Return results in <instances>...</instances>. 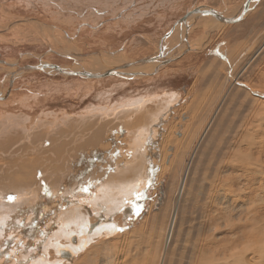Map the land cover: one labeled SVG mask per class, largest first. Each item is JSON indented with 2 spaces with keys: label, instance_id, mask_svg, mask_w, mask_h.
<instances>
[{
  "label": "bare ground",
  "instance_id": "6f19581e",
  "mask_svg": "<svg viewBox=\"0 0 264 264\" xmlns=\"http://www.w3.org/2000/svg\"><path fill=\"white\" fill-rule=\"evenodd\" d=\"M248 3L246 8L237 15H241L246 10L245 17H247L261 3V0H250ZM201 7L207 10L212 8L210 6ZM212 9L219 11L215 8ZM201 16L193 21L187 40L179 47L178 52L189 46L191 28ZM189 21L190 14L187 18L188 23ZM186 25L183 27L181 36ZM181 36H179V40ZM164 47L165 54L172 55L171 48L174 47ZM263 47L264 42L260 49L250 56L248 62L243 66L244 70ZM51 49L54 53L73 56L74 62L72 65L66 66V73H61V75L75 71L94 81L102 75L90 77L86 75L106 71H118L123 73V76L124 74L125 76H127L126 74L155 75L159 72L151 73L155 68L139 69L142 65H146L140 61L143 58L136 61L119 62L97 52L92 55L76 49L64 51L56 48ZM43 56H40V64L35 65L37 68L31 69H43L48 73L58 71L46 66ZM87 64H98V66L94 69L95 71L91 72ZM23 70L27 71L28 69H24L23 66L14 70L9 79V86L3 93L0 91V108L9 105L15 79ZM110 76L119 75L111 74ZM234 84L231 83L232 87ZM231 85L222 95L221 100L209 105L203 113L198 112L199 107L190 111V120L183 124L180 122L184 118V114L179 113L180 119L176 122L182 124L183 132L176 130L177 123L174 121L160 143L162 151L160 176L164 172V161L168 156V150L174 146L172 143L175 142L177 147L182 148L179 157L182 163L179 161L178 167L184 165L183 161L186 156L188 158L185 166L182 169L179 168L180 179L177 181L173 177L169 182L164 202L166 206L159 213L151 216L152 227L150 230L146 228V219H143L137 228L133 227L129 230L131 233H120L121 236L119 235L113 240L111 236H114L120 229L117 220L113 219V215L122 211L124 219H126L134 207H137L136 203L139 200L142 201V198L146 196V189L151 184L150 180L154 178L155 160L158 156L157 143L161 132L163 129L165 130L162 125L167 122L172 113L175 95H173V99L170 97L169 102L166 101L168 103L164 109H157L152 113L144 111V115L140 112L143 111L145 103L137 104L135 107L129 102L124 105L123 109L118 110L117 106H114L112 109L110 108L111 111L106 109L107 111L103 114L100 113L101 109L96 110V107L94 111L79 113L80 115L77 114V116L58 112H54L53 115L48 113L45 116L40 114L41 118L39 115L37 119L35 118L36 120L32 117L30 122L35 121L31 123V127H28L32 129L30 132L23 126L25 119H21L22 115L26 117L27 114L17 117L20 114L14 116L13 113L10 114L1 108L0 264H67L62 259L72 261L73 264H97L99 260L92 257L93 253L102 249H109L111 253L110 245H116L119 241H121L122 251L125 242L129 239H131V245L134 241L133 249L128 250L121 263L110 258L109 255L102 263L172 264L174 253L181 248L178 246L180 239L178 242L176 239L179 236L183 238L184 235H194L195 244L192 243L196 250V254L193 255L196 263L192 261L193 264H212L217 257L223 258L224 261H234L237 264H246L251 260L255 262L251 264H264V246L260 244L263 234H261V229H263L264 206L262 203L258 204L259 201H264L262 160L259 156L256 161L251 160L255 164L251 167L248 165L250 160L243 162L244 159L232 157L243 147H248L250 156L254 155L255 151H260V149L257 150L259 147L257 145L263 143L256 140V137L264 135V98L255 93L258 88L249 87L241 91L244 92L243 95H238V100L234 103L236 106H233L234 99H230L231 96H229L231 95ZM263 89L261 90L264 91ZM138 111L139 114L136 116ZM197 112L200 114L199 116L196 115ZM27 116L29 117V115ZM194 116L198 120L196 119L192 125ZM112 130H117L120 136L124 135L122 138H126L127 146L126 150L122 151L123 153L119 151L120 148L117 149L118 145H116L117 138L120 136H116ZM173 131L176 132L174 138L172 137ZM124 132L125 134H123ZM128 138L130 143H128ZM119 145L121 146V144ZM261 147L263 148L262 145ZM94 148H100V162L91 163L90 160L86 162ZM111 157L113 158L109 162ZM229 158L232 159L228 161ZM101 162H104L105 168H101L102 166L97 168ZM229 162H231V166H229L230 173L228 174L229 167L227 165ZM224 175H228L225 178L228 180L226 183L221 179ZM84 180H87L85 184L82 183ZM92 180L100 183L98 182V187L95 185L97 193L92 199H89L87 195L89 189L85 188L88 186L90 188ZM175 181H177L176 184ZM62 192H65L66 195L64 196ZM9 197H14V199H9ZM68 197H71L72 201L69 202ZM189 197L192 200L190 211L192 214L196 213V216L188 214L185 207L180 209L181 202L188 201ZM61 199L66 201L67 206L61 204ZM247 201L256 202V206L253 204L254 209L248 208L251 211L248 210L249 213L245 219V221L253 222L255 231L246 232V229V231L242 228L235 230L233 227L229 229L230 231L228 230L230 234L216 235L215 231L219 230L217 225L221 216L234 211L238 213L243 211ZM130 202L134 203V207L128 205ZM169 205H172L171 210L167 209ZM92 209L97 213V220L90 223L87 229L85 227L87 215L92 213ZM232 220L234 219L232 218ZM126 222L124 220L123 223L126 224ZM55 225L58 226V230L50 234L51 228ZM144 232L146 234L143 235ZM191 232L192 234H190ZM96 237L100 238L99 241L93 242L95 246H89ZM72 241H77V246L72 245ZM241 241L243 244H240ZM53 249L60 255L58 256L61 260L48 259L49 253L47 254V252H51ZM154 249L156 253L153 254ZM82 251L86 252L82 254L81 258H78L79 252Z\"/></svg>",
  "mask_w": 264,
  "mask_h": 264
},
{
  "label": "rangeland",
  "instance_id": "374dc122",
  "mask_svg": "<svg viewBox=\"0 0 264 264\" xmlns=\"http://www.w3.org/2000/svg\"><path fill=\"white\" fill-rule=\"evenodd\" d=\"M139 1H142V3L139 4V8L142 9L144 7L145 1L147 0ZM249 1L250 0H176L174 2V0H168V3H166V5L163 7L164 9H160L161 12L158 10V8H161L162 6L159 3H156L150 9L151 13H147L150 15H145V18L139 19L128 29L116 31V36L114 34H111L110 36L106 35L105 37H102L95 34V32L94 34L92 33V35L90 34L91 36L89 35V37H81L80 35L83 36L85 34L84 32H82L84 30H82L78 33V35H76V37L58 39V37L54 36L55 38L53 41L46 36L44 37L43 35L41 41H30L28 39L22 40L20 38H15V36H12L13 38H9L10 42H8L5 40L2 41V38L0 37V91L3 93L6 90L7 86H9V79L14 70H18L20 67H23L25 65L35 66L40 64V56H43L41 54L47 52L50 48H56L61 51L76 49L86 54L92 55L97 52L104 57L116 59L119 62H124V60L136 61L154 54L161 48V46H163V44H165L164 46L167 47L176 45L179 41V36H181V33L183 31V27H185L187 22V18L186 20L183 18L189 11H192L193 9L200 6H210L212 8L218 9L228 16H234L241 13L243 9L246 8V5L249 4ZM16 3L19 2H14V4ZM12 4V2L8 3L7 0H0V15H8V26H13V28H11V31L12 29L13 31H15L14 27L19 26L20 23H24L23 25L31 23L32 18L25 15H31L32 11H25L26 7L24 6L13 5V7L11 8L6 7ZM30 10H33V8H31ZM172 28H174V30L169 32ZM2 30L4 29L0 28V33L2 32ZM54 30L57 31L56 28ZM189 35L190 51L185 53L182 57L175 59L174 61L165 65V67L155 75L126 74L127 76H125L124 74V76L122 75L113 77H111L110 75H103L102 77L100 76L98 77V79H94L93 81V79L85 78L80 73L76 74L75 71H72L67 75H53L43 69H28L27 71L23 70L15 79V84L12 87L14 90L12 92L11 99L9 100V105H7L6 107H1L4 109V111L9 112L10 114L13 113L14 116L20 114L17 117L21 116V114L29 115V117L27 115L26 117L22 115V118H20L22 120L25 119V122L23 121V126H25L24 128H26L28 132H30L32 129H29L28 127H31V123L35 121L37 119V116H39L40 114H43L45 116V114L48 113H51L50 115H53L54 112H58L67 113L71 116H77V114H84L85 112H88L90 110L94 111L95 109H101L102 111L100 110V113L103 114L107 110L111 111L114 106H117L118 110L123 109L124 105L129 102L131 104H134L135 107L137 104L139 105L145 103V106H143V111L140 112V114L144 115V111H146L147 113H152L157 109H164L165 106H167V103L171 99H173V95H175L174 102L172 104L174 105L172 106V113L167 122L163 124L165 126L162 125V128L164 127L165 130L163 129V131L161 132V137L159 138L157 143L158 156L155 160L156 171L154 170V178L150 180V182L152 183L146 189V196L142 198V201L139 200L136 203L137 207H134L133 202L128 203V205L130 204V206H133L134 209L127 215L128 217L126 216L127 218L125 217L126 219H124L122 211L116 213V215H113V219L117 220L120 229L115 233L116 235L114 234V236H111L112 240L113 238L115 239L116 237H118L120 233H131L129 230H131L133 227L137 228L143 219H146L145 221H147V230H150L152 227L151 216L159 213V211H161L164 206H166L164 202L168 192L170 180H172L173 177H175L177 181L180 179L181 172L179 168L181 166L178 167V165H180L179 157L181 156L182 148L177 147V143H172L174 146L170 150H168V156L164 161V172L160 176L159 171L162 167V151L160 150V143L173 122H176V120L179 121V113L184 114V118L181 119L180 122L182 124L190 120V111H194L199 107L198 112L203 113L209 105H213L215 101H220L222 95H224V93L230 87L231 83L234 84V82L236 85L234 84L233 87L231 85V95H229L231 96L230 99H234L232 103L233 106H236L234 105V103L236 102V100H238V95H243L242 93L244 92L241 91L243 89H248L249 87L251 88L255 86L256 88H258L257 90H255V93L264 98V91L261 90L264 88V47L262 48L261 52H259V54L252 59L253 61L251 60V62L248 63L245 70L243 68V66L248 62L250 56L254 55L253 53L260 49L262 42H264V0H261V3H259V5H257L247 17L235 23L220 22L210 15H203L196 20L191 28V32ZM42 41L45 43H43ZM72 57V55L71 57L70 55L64 56L48 51L47 54L43 56V61L45 65L48 67L50 66L49 68L51 69L63 70L66 68V66L72 65V63L74 62V59ZM87 65L89 69H91V72L95 71L94 69L98 66V64ZM102 65L105 66L104 63H102ZM157 66L158 63H151L142 65L139 69H153ZM260 90L261 93L259 92ZM170 97L172 98L170 99ZM24 99L26 100L24 101ZM166 101L168 102L166 103ZM227 101L229 100L227 99ZM149 109L150 111H148ZM198 112L196 114L197 116L200 115L198 114ZM138 114L139 111L135 115L138 116ZM32 117L36 119L30 122L31 119H33ZM27 118L28 120H26ZM196 119L197 118H195L194 116V119H192L191 122L192 125L194 121H196ZM180 123H177L176 130L183 132V130L181 129L182 124ZM117 130H112V132L116 136L119 135ZM175 131H173L172 133L173 138L176 137ZM123 134H125V132ZM226 134L228 135L229 133ZM122 136L124 135H121V138H117L118 142L116 143V145H118L117 149L120 148L121 150L119 149V151L121 153L126 150L127 146L126 138L124 139L122 138ZM256 140H260L263 143H258L257 145L259 146L257 150L260 149V151H255L254 155L252 154V156H250L251 153L249 152L248 147H243L242 150L234 154L232 157L236 159H244L242 160L243 162L250 160L248 165L253 167L255 166V164H253L251 160H253L254 162L259 156L261 157L264 169V135H258L256 137ZM128 143H130L129 138ZM119 144H121V146ZM261 145L263 146V148L261 147ZM99 150L100 148H94L93 151H91V155L86 159V162L90 160L91 163H99ZM95 152L96 155L94 156ZM176 153L177 155H175ZM111 155H114V153H111ZM112 158L113 157L109 159V162L112 160ZM187 158L188 156L185 157L183 161L184 165L181 167V169L185 166ZM231 159L232 158H229L228 161H230ZM180 163H182V161H180ZM230 163L231 162H229V165H227L228 167L231 166ZM112 165L113 164L111 163V166ZM98 167L105 168L106 166L104 162H101L100 164H98L97 168ZM178 172L180 173L178 174ZM227 173H230V167L228 168ZM227 176L228 175H224L221 177V179L225 181L224 183L228 181L225 180ZM262 179L264 182V178ZM86 181L87 180H84L82 183L85 184ZM177 181H175V184ZM96 182V180H92L90 182V188L89 186L85 188L89 189L87 192L89 199H92L93 196L97 193L96 190L100 182ZM62 193L64 194V196L66 195L65 192ZM67 199L69 200V202L72 201L71 197H68ZM191 201L192 200L190 197L188 201H182L180 209L181 207H185L188 214L196 216V213L192 214V211H190L192 208ZM248 202L249 201H247L246 207L243 209V211L239 213L237 211H234L232 212L233 214L227 213V215H222L221 217L223 219L220 218L218 221L219 224L217 225L219 227V230H217L218 232L215 231V234H230L229 229L233 227L235 230L242 228L243 230L246 229V232H252L254 230L253 222H251L250 220L245 221V219L256 202L250 201L252 203L249 202V205H247ZM259 202V205L262 203V205L264 206V201ZM61 204L67 206L66 201H62V199ZM171 206L172 205H169V208H166L171 210ZM249 207L251 210L248 209ZM137 208L140 209L139 213H137L136 211ZM96 214V211L92 209V213L90 215H87V221L85 224V227L87 229L89 228L88 226L90 223H93L97 220ZM232 218L234 220H232ZM124 220L127 221L126 224L123 223ZM262 223L263 229H261V234H263L262 242H260V244L264 246V221ZM56 230H58V226L55 225L51 228L50 234L55 233ZM145 232L143 233V235L146 234ZM187 232L188 231L186 230V233ZM190 234H192V232ZM96 238H94V241H92L89 246H95L93 242H97L100 239ZM134 238L136 239V237ZM207 238L205 239V241L207 240ZM179 239L180 243L178 246L181 248L174 253L172 264H193V262L196 263L194 261L195 256H193L194 254H196V250L194 249V235H184L183 238L179 236L176 241L178 242ZM130 241L131 239L125 242V246L123 248L124 250L122 251L121 241H119L116 245H110L111 253L109 249H102L97 253H93L92 257H94V259L98 258L97 261L99 260V263L97 264H103L102 261H105V259L107 258L106 256L108 255L110 256V258L121 263L124 260V257L127 255L128 250L133 249L134 241L132 245ZM192 242H194V244ZM71 244L77 246L78 242L72 241ZM240 244H243V242ZM85 252H79L80 255H78V258H81L82 254H85ZM152 252L153 254L156 253L155 249ZM48 253H51V256ZM47 254L49 260H61L59 258L60 255L55 252V249H53L51 252H47ZM53 254L55 257L53 256ZM62 260L64 262L66 261L67 264L70 262L72 263V261H69L67 259ZM253 262L254 261L251 260L246 264H251ZM212 264L237 263H234V261L231 260L224 261L223 258L217 257Z\"/></svg>",
  "mask_w": 264,
  "mask_h": 264
},
{
  "label": "crops",
  "instance_id": "0c3cea01",
  "mask_svg": "<svg viewBox=\"0 0 264 264\" xmlns=\"http://www.w3.org/2000/svg\"><path fill=\"white\" fill-rule=\"evenodd\" d=\"M7 1L13 4L6 7L11 8L13 5L24 6L27 11H32L31 15L25 16L32 18L31 23H33L32 25L20 23V25L18 24L19 26L14 27L15 31L13 29L11 31L13 26H8V16L0 15V28L4 29L0 33V37L2 41L8 42H10L9 38H13L12 36L30 41H41L42 35L52 41L55 38L54 36L58 37V39L72 38L76 37L82 30H84L82 32L85 34L83 36L80 35L81 37H89L90 34L92 35L95 32V34L102 37L110 36L111 34L116 36V31L128 29L139 19L145 18V15H150L147 13H151L150 9L154 4L159 3L162 6L158 8L161 12L160 9H164L163 7L168 3V0H147L144 3V7L140 9L139 4L142 1L139 0H93L96 3H91L88 0L85 2L84 0H78L79 2L77 0ZM14 2L19 3L14 4ZM28 8H33V10ZM55 28L57 31L54 30Z\"/></svg>",
  "mask_w": 264,
  "mask_h": 264
},
{
  "label": "water",
  "instance_id": "95a60500",
  "mask_svg": "<svg viewBox=\"0 0 264 264\" xmlns=\"http://www.w3.org/2000/svg\"><path fill=\"white\" fill-rule=\"evenodd\" d=\"M191 12V13H190ZM190 14V21L189 23L187 22V25H186V28L179 40V43L174 45L173 47L174 48H171L173 50V53L172 55H166L165 54V47L163 44V46L157 51L155 52L154 54L150 55L149 57L147 58H143L141 59L140 61L142 63H158V66L153 69L151 71V73H157L158 71L161 70V68H163L165 65H167L169 62L173 61L174 59H177L179 58L183 53H185L186 51L190 50L189 46L187 48H185L183 51L181 52H178V49L179 47L182 46L183 43H185V40H187V35L189 33V29L193 23V21L198 17V16H201V15H211L215 18H217L219 21L221 22H225V23H235V22H239L240 20H242L245 16H246V10H244V12L241 14V15H237V16H226V15H223L221 12L217 11V10H214V9H210V10H207V9H204L203 7H197L195 9H193L192 11H189L186 16L183 18L186 20V18H188V15ZM184 21V20H182ZM175 28V27H174ZM174 28H172L169 32L173 31ZM187 43V42H186ZM48 51L50 52H53V49H49ZM58 54V53H57ZM41 55H45V53L41 54ZM128 65V64H127ZM31 68H37L35 66H31V65H25L24 66V69H31ZM65 71H67L66 69H63V70H58L56 72H53L51 74H61V73H66ZM145 74H148L147 72H144ZM77 74V73H76ZM81 74V73H80ZM119 75V76H122L123 73H120L118 71H115V72H111V71H106V72H99V73H92V74H87L86 76L87 77H90V76H97V75ZM82 75V74H81ZM85 75V74H84ZM152 183V182H150ZM149 183V184H150ZM64 253V252H63ZM68 256V254H67Z\"/></svg>",
  "mask_w": 264,
  "mask_h": 264
},
{
  "label": "snow or ice",
  "instance_id": "6c2138e0",
  "mask_svg": "<svg viewBox=\"0 0 264 264\" xmlns=\"http://www.w3.org/2000/svg\"><path fill=\"white\" fill-rule=\"evenodd\" d=\"M9 199H14V197H9ZM136 211H137V213H139L140 209L137 208Z\"/></svg>",
  "mask_w": 264,
  "mask_h": 264
}]
</instances>
